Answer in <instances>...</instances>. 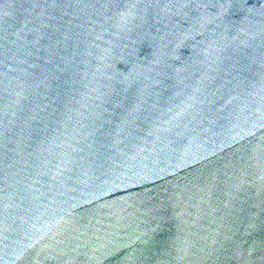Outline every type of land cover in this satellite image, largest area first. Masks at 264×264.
Masks as SVG:
<instances>
[{
  "label": "water",
  "instance_id": "95a60500",
  "mask_svg": "<svg viewBox=\"0 0 264 264\" xmlns=\"http://www.w3.org/2000/svg\"><path fill=\"white\" fill-rule=\"evenodd\" d=\"M0 264H264V0H0Z\"/></svg>",
  "mask_w": 264,
  "mask_h": 264
}]
</instances>
